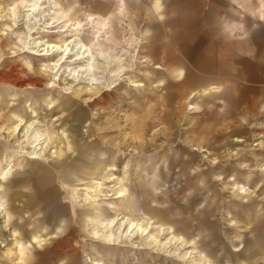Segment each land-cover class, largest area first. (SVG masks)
Returning <instances> with one entry per match:
<instances>
[{
    "label": "rangeland",
    "instance_id": "374dc122",
    "mask_svg": "<svg viewBox=\"0 0 264 264\" xmlns=\"http://www.w3.org/2000/svg\"><path fill=\"white\" fill-rule=\"evenodd\" d=\"M32 1L0 0V165L15 182L40 167L29 177L50 175L54 195L35 211L0 197L10 213L0 264H264V21L241 38L208 12L236 18L226 0H38L27 10ZM74 35L95 56L96 84L74 54L57 73L62 53L37 54ZM19 118V136L36 121L30 143L50 138L56 168L27 162L30 143L12 144Z\"/></svg>",
    "mask_w": 264,
    "mask_h": 264
},
{
    "label": "bare ground",
    "instance_id": "6f19581e",
    "mask_svg": "<svg viewBox=\"0 0 264 264\" xmlns=\"http://www.w3.org/2000/svg\"><path fill=\"white\" fill-rule=\"evenodd\" d=\"M38 3V0H34L32 2H30L29 4H27L28 8L27 10H35L37 8V4ZM3 18V17H1ZM66 29H59L57 31H65ZM30 32V29H28V33ZM31 34V32H30ZM43 45V48L40 50V52H38L37 54L39 56H49L51 54H53L54 52H59V53H62V55L59 56V58L56 60V62L52 63V65L50 66V69L55 71L54 73H57L58 70L60 69V66L62 64V62H64L68 57H70V54H74V57L73 58H68L69 61H75V60H83L85 61L87 64L86 66H83L81 67L82 70H85L87 71V73H89V80H88V84L92 85V84H96V77L94 76L93 72L95 70V66L93 64L94 60H95V56L93 54V52L90 50V48L83 42L80 41V38L76 35L72 36L68 41L66 42H63V43H53V42H47V43H44L42 44ZM75 49V51L73 52L72 49ZM32 52V51H31ZM33 53V52H32ZM58 53V54H59ZM102 55V53H101ZM63 60V61H61ZM91 61V62H90ZM79 64V63H78ZM82 64V63H81ZM80 65V64H79ZM107 69H108V64L106 63V66ZM153 68H156V69H159L161 68L159 65H154ZM15 70V69H14ZM4 73V72H3ZM122 75V74H121ZM120 75V77H121ZM19 76V75H18ZM73 76H71L72 78ZM24 78V77H23ZM59 78V77H58ZM11 79V78H10ZM13 79V78H12ZM17 79V78H15ZM19 79V78H18ZM30 79V78H29ZM59 80V79H58ZM2 81V80H1ZM18 81V80H17ZM21 81V80H20ZM24 81V80H23ZM26 81V80H25ZM53 81H50L48 84H52L53 85ZM6 83V82H5ZM22 83V82H21ZM18 84V83H17ZM119 84V83H118ZM37 85V84H36ZM130 85L131 86H134L136 88H146V84L142 83V82H135L134 80H131L130 82ZM14 87V86H13ZM114 87V86H113ZM87 94V93H86ZM8 93H5V95H3V97L5 99H7L9 96ZM101 96V95H100ZM99 96V97H100ZM102 97V96H101ZM103 99V98H102ZM91 100V99H89ZM97 103V102H96ZM104 103V102H103ZM194 108V105L191 104L189 105V109H192ZM23 120L19 118V121L14 125V128L12 129V131H7V133H10L13 135V139L14 142H12V144L14 146H17L21 149L24 148L23 144L25 145L27 142L28 144L30 143V134H31V131L33 128H30V126L32 124H34V126H38L39 124L36 122V121H33L31 122L30 124H28L25 128V132L19 136V132L21 131L22 127L24 126L25 122L22 123ZM11 126V125H9ZM1 130V129H0ZM3 130V129H2ZM4 132V130L2 131ZM42 134H38L33 141H31L30 145H32L34 147V149L32 151H28L25 153V159H29V160H26L27 162L29 163H33L32 160H35L37 161L38 160V163H41L42 162H45V163H48L49 165H51L52 167L56 168V165L54 164V159L52 158V155H49L48 154V150H47V146L49 145L50 143V138H46V136L44 137H41ZM243 139L241 138H236V141H242ZM70 142V141H69ZM71 143V142H70ZM81 143V142H80ZM41 144V145H40ZM51 144V143H50ZM69 148L71 149V147L69 146ZM194 149L196 150H200L202 149L201 151H203V148H200V147H195ZM38 150H41V154L37 151ZM61 150V149H60ZM49 156V157H48ZM31 165V164H30ZM11 168H9V163H7L5 165V167H1L0 165V183L2 185V183L6 182V180L8 179V174H9V171H10ZM35 167H29L27 169V173H28V176L32 175L35 171ZM92 170V169H91ZM38 172V171H37ZM68 172V171H67ZM59 171L56 169V172L55 174H58ZM74 174V173H73ZM54 175V174H53ZM60 176H62V173H61V170H60ZM109 176V178H107V180H113L114 179V176L113 175H107ZM41 177V176H40ZM39 177V178H40ZM50 177V176H49ZM48 176H46V179H43L39 182L38 185H43V186H47V184H49V178ZM30 179V177L28 178H25L24 182L25 181H28ZM39 181V180H38ZM35 182V181H34ZM60 182V181H59ZM16 183H19L21 185L22 181L19 179L17 180L16 182L14 180H9V189L12 188L14 190V196L17 197L19 195H22L24 192H20L19 190H17L18 188H14L13 186L16 184ZM0 185V186H1ZM25 185V184H24ZM35 185V184H34ZM54 185V184H52ZM3 186V185H2ZM55 186V185H54ZM1 188V187H0ZM36 188V187H35ZM36 189H39L38 192L40 191V188H36ZM51 189L49 187H47V189H45L44 191V195L46 193H50ZM126 193H125V190L120 188L118 191H117V195L116 197L117 198H121L122 196H124ZM26 195V194H25ZM71 195H73V193H71ZM70 198V199H69ZM69 198L67 199L68 203L70 204V209H71V214L76 216V208H75V204L72 200V197L69 196ZM31 199V198H30ZM39 200H42L43 201V197L39 196L37 198H35V201L38 202V204H40V201ZM24 201V199L22 200ZM50 200L47 201V203L49 202ZM29 203V202H28ZM21 204V203H20ZM17 211V210H16ZM0 248L1 246L4 247L6 246L7 244H9V239L7 237H5V232L6 231H9L10 227H8V224H6L5 222H10V213H8V211L6 210L5 206L0 202ZM2 219V220H1ZM136 230H141L144 231L145 230V227H142L140 224H138L136 221H129L128 222V229H135ZM15 233V232H14ZM37 239L38 238H34V241L33 242H37ZM40 244V243H39ZM9 247V246H8ZM8 249V248H7ZM92 264H102V262L100 261H94Z\"/></svg>",
    "mask_w": 264,
    "mask_h": 264
},
{
    "label": "crops",
    "instance_id": "0c3cea01",
    "mask_svg": "<svg viewBox=\"0 0 264 264\" xmlns=\"http://www.w3.org/2000/svg\"><path fill=\"white\" fill-rule=\"evenodd\" d=\"M228 2V6H230V8L235 11L237 13L236 18H232L230 19H226L223 18L222 16L218 15V11L217 9L212 10V8H209L208 12H213L211 13L214 17L216 16L218 18V22H217V27L221 30H223L225 32L226 35H236L237 37H241L243 38L244 35H249L251 31H253L255 28H258L261 26V22L264 21V0H226ZM119 10V9H118ZM210 17V16H208ZM226 19V21H225ZM212 23L210 22L206 24V27H211ZM261 32V31H260ZM262 35V32L259 33V35ZM253 44H254V40H253ZM247 50L251 49H247V48H237L236 51L238 52H246ZM155 65H159V64H155ZM160 66V65H159ZM161 67V66H160ZM162 68V67H161ZM159 68V69H161ZM169 73L173 74L177 80L182 81V79H184L183 74L184 71H182L181 69H170L168 71ZM209 83V82H206ZM218 87L215 85H206V87H202L203 92H207L210 89H217ZM200 91H197V89L192 90L188 97L189 98H194V96ZM194 104V103H193ZM198 108L197 105L194 104V109L196 110ZM246 108H248L249 112H252L251 110H253L255 108V105H251L249 107V104L247 103ZM193 110V111H195ZM7 151V146L5 144H1L0 145V153H3ZM29 167H35V171L32 174L33 176L41 174L42 173V169H40V167L37 166H32V164ZM38 171V172H37ZM23 174H25V177L20 178V180L22 181L20 186H26L28 189L34 191L31 196H27L25 195V193H23L22 195H19L17 197L14 196V190L12 188L9 189V179L6 180V182L0 183V197L2 198L3 196L7 197L8 200H12L14 202H18L21 203V207H25V205H29V203L34 204L33 210H37L36 208H39V205L41 204V202L44 201H48L49 199H52L54 193H46L44 195V190L47 189V187H50V185L52 184L51 182H49V184H47V186H43V185H38L39 182L45 178H39L37 177L36 179L32 180L31 178L28 181H25V178H28V173H27V169L24 170L22 172ZM28 176V177H26ZM45 176V175H42ZM46 176H50V175H46ZM51 177V176H50ZM39 180V181H38ZM35 181V182H34ZM49 181H52V177L50 178ZM38 183V184H37ZM25 184V185H24ZM35 184V185H34ZM40 188V191L38 192L39 189L36 188ZM19 190V188L17 189ZM20 192H22L21 190H19ZM25 195V197H23ZM43 197V201H40V204H38V202L35 201V198L37 197ZM28 198V199H27ZM31 198V199H30ZM24 199V201H22ZM29 202V203H28ZM2 203V202H1ZM49 203V202H48ZM19 207V208H21Z\"/></svg>",
    "mask_w": 264,
    "mask_h": 264
}]
</instances>
